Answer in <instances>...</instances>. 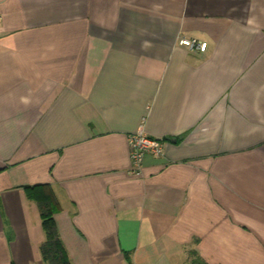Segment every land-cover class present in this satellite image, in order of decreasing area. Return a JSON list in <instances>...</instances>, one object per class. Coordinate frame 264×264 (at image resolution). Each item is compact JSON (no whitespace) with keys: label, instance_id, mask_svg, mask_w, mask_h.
I'll return each mask as SVG.
<instances>
[{"label":"crops","instance_id":"crops-1","mask_svg":"<svg viewBox=\"0 0 264 264\" xmlns=\"http://www.w3.org/2000/svg\"><path fill=\"white\" fill-rule=\"evenodd\" d=\"M41 185L71 264H264V0H0V264Z\"/></svg>","mask_w":264,"mask_h":264},{"label":"trees","instance_id":"trees-1","mask_svg":"<svg viewBox=\"0 0 264 264\" xmlns=\"http://www.w3.org/2000/svg\"><path fill=\"white\" fill-rule=\"evenodd\" d=\"M27 198L34 202L40 212L45 241L40 247L42 259L46 264H71L69 255L59 235L54 215L60 210L59 201L48 185L26 187ZM192 264H206L199 257Z\"/></svg>","mask_w":264,"mask_h":264},{"label":"built area","instance_id":"built-area-1","mask_svg":"<svg viewBox=\"0 0 264 264\" xmlns=\"http://www.w3.org/2000/svg\"><path fill=\"white\" fill-rule=\"evenodd\" d=\"M179 44L192 52H205L208 44L196 39L182 38ZM131 159V173L140 176L143 172L146 156L162 157L165 151L164 139L154 138L147 135L143 125L139 130L128 137Z\"/></svg>","mask_w":264,"mask_h":264}]
</instances>
